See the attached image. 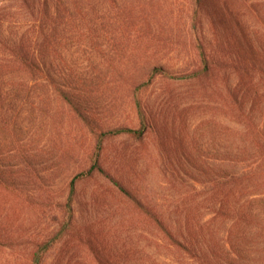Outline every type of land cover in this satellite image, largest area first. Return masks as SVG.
<instances>
[{
	"label": "rangeland",
	"instance_id": "rangeland-1",
	"mask_svg": "<svg viewBox=\"0 0 264 264\" xmlns=\"http://www.w3.org/2000/svg\"><path fill=\"white\" fill-rule=\"evenodd\" d=\"M248 3L256 5L255 10L242 17L258 38L264 37V0ZM128 4L131 13L123 10ZM0 5L15 20L23 16L14 0ZM141 5L151 17L145 9L139 11ZM195 5V0H91L88 8L94 11L80 25L95 30L85 33L60 25L53 59L56 64L64 60L61 67L72 79L68 88L80 97L85 114L104 127L138 128L142 113L145 131L141 138L121 133L98 141L81 118L61 108L51 87L46 90L37 81L33 101L22 112L9 111L0 119L6 126L0 125V146H8L11 133L19 139L0 157L13 170L16 187L14 191L0 186V264H31L35 242L40 243L41 264H97L88 247L89 235L95 250L111 262L120 258L127 264L196 263L168 247L151 221L108 179L90 169L97 157L164 213L174 230L205 233L207 247L225 262L237 256L249 264L264 263L263 243L248 230L254 222L232 228V219L214 218L217 204L212 202L218 195L216 186L227 182L230 173L243 178L242 200L258 197L264 188L259 177L248 174L259 162L254 126L224 114L219 108L223 90L197 91L198 83L176 77L199 64L192 32L209 58L215 44L227 37L202 10L192 28ZM51 12L52 17L57 13L54 7ZM15 25L18 34L25 30ZM154 66H165L166 76L151 71ZM256 77L264 87V76ZM237 81L232 73L230 83ZM252 121L264 126V101ZM16 147L26 157L14 155ZM252 205L255 211L264 209L259 201ZM230 231L231 238L243 234L238 242L246 252L232 255Z\"/></svg>",
	"mask_w": 264,
	"mask_h": 264
},
{
	"label": "trees",
	"instance_id": "trees-1",
	"mask_svg": "<svg viewBox=\"0 0 264 264\" xmlns=\"http://www.w3.org/2000/svg\"><path fill=\"white\" fill-rule=\"evenodd\" d=\"M4 1L6 0H0V3ZM14 1L16 2V8L23 12V16L21 18L17 17V20L8 14L5 7L0 5V119H3L9 111L13 113L22 112L24 107L33 101L36 95L37 81H41V85L46 90H49L48 87L52 88L61 108L70 110L75 116L81 118L98 141L102 136L121 133L141 138L145 131L142 113H140L142 124L138 128L125 125L116 128L104 127L89 118L85 114L86 111L82 107L80 97L69 90L71 88L69 82L72 79L67 76L68 74L61 67L64 60L60 59V62L56 64L53 59V56L55 57L52 52L53 42L59 33L58 28L60 25L67 26L72 31L83 30L85 33L95 30L92 27H81L83 21L87 23L85 19L90 17L92 11H94L93 8H91L92 11L88 8L91 0ZM139 1L147 3L152 0ZM195 4L192 28H195L197 23L198 10H202L203 13L210 16L213 27L222 29L227 37L225 41L217 43L218 46L215 44L209 58L207 49L196 36L194 38L192 32L191 39L193 45L198 49L199 64L195 65L187 74L176 77L198 83L200 88L197 91L206 92L209 87L213 91L223 90V96L221 97L223 103L221 104L222 107L219 108L224 114L244 123L247 127L254 126L256 132L254 144L258 146L257 159L259 162L250 168L248 174L259 177L262 180V183L259 184L260 187L264 186V126L261 127L258 121L256 123L252 121L256 111L261 108L264 101V87L255 81L257 75L259 77L264 76V37L260 36L258 38L242 17L243 12L253 13L256 5L248 3V0H195ZM52 7L57 12L53 17ZM144 9L145 7L141 5L139 11ZM123 10L126 13L132 12L129 4L124 6ZM123 10L120 13H123ZM145 10L148 12L147 17H151V12ZM80 22H82L81 25ZM16 23L25 27V30L20 34H18L19 27H16ZM4 26L7 27L8 35L3 33ZM215 49L216 55L213 51ZM153 70L158 71L163 76L167 74L165 66H154L151 68V71ZM232 73L236 74L238 78L235 84L230 83ZM122 75L124 74H120V77L124 78ZM126 79H129L131 84H136L131 76H126ZM48 105H50L49 102H47ZM54 115H58V118L63 117L62 112H55ZM0 125L2 128L5 126L4 122L1 123V121ZM11 134L12 136L8 139V146L12 147L19 143V139L14 136V133ZM8 146H0V157L4 151L10 152L12 150ZM21 150L20 147H16V150H13L16 151L14 155L18 158L26 157ZM90 169H94L95 172L108 179L141 215L151 221L168 247L177 249L183 255L186 254L187 257L194 258L195 264H249L246 261H241L237 256L232 257V262L228 263L214 255L207 247L206 234L199 230L194 228L174 230L164 213H159L152 204L141 199L135 190L112 174L100 162L98 157ZM37 179H39V176ZM75 179L70 182L71 193H73ZM242 179V176L237 177L235 173H230L227 182L216 186L218 195L212 199L213 204H217L214 218L232 219V228L253 221L255 227L250 226L248 230L253 231L254 236L261 239L263 243L261 249L264 253V209L255 211L252 208L254 201H259L264 206V188H260L258 197H248L242 200L244 193H240V191L246 188ZM14 181L13 170L9 168V164H6L3 158H0V186L9 187L15 191ZM229 235L232 255H240L246 252L244 246L238 242L243 234H235L231 238L230 231ZM91 237L88 236V247L93 251L97 264H127L126 261L123 262L120 258L111 262L103 251L95 250V243L92 242ZM33 245L35 247L32 252L34 261L31 264H41L42 258L37 254L40 243L35 242ZM259 264L264 263L259 260Z\"/></svg>",
	"mask_w": 264,
	"mask_h": 264
}]
</instances>
